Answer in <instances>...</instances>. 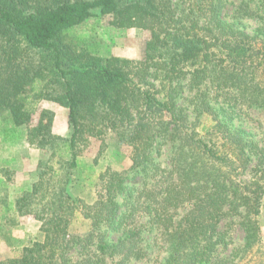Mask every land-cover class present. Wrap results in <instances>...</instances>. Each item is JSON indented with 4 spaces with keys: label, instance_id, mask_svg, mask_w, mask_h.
<instances>
[{
    "label": "trees",
    "instance_id": "trees-1",
    "mask_svg": "<svg viewBox=\"0 0 264 264\" xmlns=\"http://www.w3.org/2000/svg\"><path fill=\"white\" fill-rule=\"evenodd\" d=\"M228 1L0 0V122L27 126L28 142L50 152L13 202L39 234L0 264H131L155 247L153 264H264V137L234 121L264 107V26L244 27L264 25V0L262 11L237 0L232 15ZM106 17L149 32L140 59L104 56L70 33ZM43 100L69 110L70 137L53 133L48 111L33 124ZM109 134L132 148L130 167L100 172L92 202L74 197L78 145L94 138L103 152ZM166 147L168 166L157 160ZM138 175L142 186H130ZM77 216L85 233L71 229ZM233 225L243 243L221 254Z\"/></svg>",
    "mask_w": 264,
    "mask_h": 264
},
{
    "label": "rangeland",
    "instance_id": "rangeland-1",
    "mask_svg": "<svg viewBox=\"0 0 264 264\" xmlns=\"http://www.w3.org/2000/svg\"><path fill=\"white\" fill-rule=\"evenodd\" d=\"M252 4L259 10L260 3ZM240 2L229 0L226 12L232 15L239 7ZM231 18V16H229ZM110 19L90 18L83 24L74 27L71 34L86 41L93 49L104 56H122L140 59L144 55L149 32L141 28H116L110 24ZM263 22L258 18L244 19L245 30L254 34L262 27ZM48 111L52 117V131L56 135L70 137L72 126L69 123V110L56 102L43 100L33 116V124L40 120L41 111ZM234 121L244 128L253 131L257 139L264 137V107L245 106L240 116ZM8 125V124H7ZM7 125L0 122V260L18 255L22 249L34 240L39 234L41 222L33 215L20 216L13 211L14 200L24 190L31 188L37 180V168L41 159H47L49 151H45L27 140V126H20L12 131ZM87 144H79L80 155L77 158V168L72 176L71 191L74 197H81L92 202L98 190V175L106 168L124 170L131 165L132 148L119 141L113 134L106 139V149L101 152V141L88 138ZM85 143V142H84ZM171 149H163L162 155L157 160L164 166H168ZM58 156L54 158L56 161ZM144 177L142 175L131 178L130 186L140 188ZM184 212V211H182ZM262 227V238L264 242V199L263 207L259 215ZM89 228V221L77 216L72 223L71 229L74 233H85ZM157 231L146 233L149 241L157 237ZM119 234H113L117 238ZM230 235L233 239L231 246L221 249V254H229L234 246L243 243V232L237 225L232 226ZM150 258L144 261H133L131 264H153L159 251L157 247L150 248Z\"/></svg>",
    "mask_w": 264,
    "mask_h": 264
}]
</instances>
